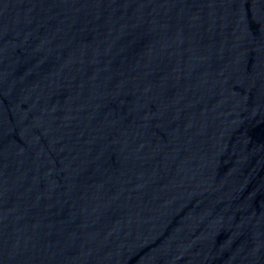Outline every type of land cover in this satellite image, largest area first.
Here are the masks:
<instances>
[{"label": "water", "instance_id": "obj_1", "mask_svg": "<svg viewBox=\"0 0 264 264\" xmlns=\"http://www.w3.org/2000/svg\"><path fill=\"white\" fill-rule=\"evenodd\" d=\"M0 264H264V0H0Z\"/></svg>", "mask_w": 264, "mask_h": 264}]
</instances>
